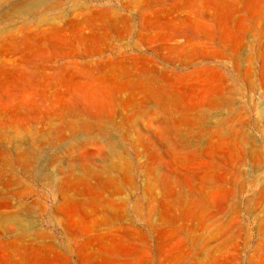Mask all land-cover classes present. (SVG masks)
I'll return each mask as SVG.
<instances>
[{
  "label": "rangeland",
  "instance_id": "374dc122",
  "mask_svg": "<svg viewBox=\"0 0 264 264\" xmlns=\"http://www.w3.org/2000/svg\"><path fill=\"white\" fill-rule=\"evenodd\" d=\"M25 1L0 264H264V0Z\"/></svg>",
  "mask_w": 264,
  "mask_h": 264
},
{
  "label": "bare ground",
  "instance_id": "6f19581e",
  "mask_svg": "<svg viewBox=\"0 0 264 264\" xmlns=\"http://www.w3.org/2000/svg\"><path fill=\"white\" fill-rule=\"evenodd\" d=\"M9 2H10V0H9ZM41 2H42V0H26L25 3L23 4V8L15 7V9L13 10V14L19 15V14H21L23 12L24 13L25 12L28 13V12L32 11L33 8L35 6H37L38 4H40ZM1 6H2V4H1Z\"/></svg>",
  "mask_w": 264,
  "mask_h": 264
}]
</instances>
